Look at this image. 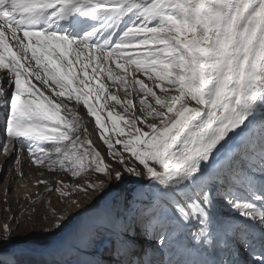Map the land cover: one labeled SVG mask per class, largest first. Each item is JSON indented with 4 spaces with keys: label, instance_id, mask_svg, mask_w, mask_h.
<instances>
[{
    "label": "snow or ice",
    "instance_id": "1",
    "mask_svg": "<svg viewBox=\"0 0 264 264\" xmlns=\"http://www.w3.org/2000/svg\"><path fill=\"white\" fill-rule=\"evenodd\" d=\"M0 108V155L81 218L4 224L0 264H264V0H0Z\"/></svg>",
    "mask_w": 264,
    "mask_h": 264
},
{
    "label": "rangeland",
    "instance_id": "2",
    "mask_svg": "<svg viewBox=\"0 0 264 264\" xmlns=\"http://www.w3.org/2000/svg\"><path fill=\"white\" fill-rule=\"evenodd\" d=\"M147 82V81H146ZM111 90V89H110ZM121 95H123L121 93ZM3 112L0 113V118ZM89 119H91L89 117ZM4 119H0V129L3 128ZM94 145L102 151V142L97 136H93ZM3 143L0 145L2 148ZM16 157L10 151L7 155H0V229L7 224L11 229H15L14 235L18 238L31 237L33 240H51L54 243L60 237L65 241H70L76 231L77 226L81 223V218L77 215L79 209L68 208L63 198L58 192L48 194L45 185H37V180L46 179L51 183L54 176L51 172L43 167L34 165L29 159L27 153L20 154L19 166L15 163ZM105 162L114 164L110 157L105 156ZM23 172V176L19 175ZM66 183H71L72 178H68ZM130 185L110 186L107 195L100 194L94 196L93 201L99 200L97 211H102L103 201L110 206L115 200L119 199L126 193ZM73 198L85 199V197ZM37 201H39L37 203ZM91 203V202H88ZM87 206V205H85ZM32 209L31 211H26ZM62 214L68 212V223L61 230H55L53 224L55 216L53 212ZM54 233V234H53ZM39 255L40 253H32ZM57 252L47 253V264H55L62 257Z\"/></svg>",
    "mask_w": 264,
    "mask_h": 264
},
{
    "label": "trees",
    "instance_id": "3",
    "mask_svg": "<svg viewBox=\"0 0 264 264\" xmlns=\"http://www.w3.org/2000/svg\"><path fill=\"white\" fill-rule=\"evenodd\" d=\"M22 260L24 264H47L48 262L47 257L33 254H29L22 257Z\"/></svg>",
    "mask_w": 264,
    "mask_h": 264
},
{
    "label": "bare ground",
    "instance_id": "4",
    "mask_svg": "<svg viewBox=\"0 0 264 264\" xmlns=\"http://www.w3.org/2000/svg\"><path fill=\"white\" fill-rule=\"evenodd\" d=\"M107 203H105L104 201H103V204L100 206V208L102 207V209H104V208H106L107 206ZM62 242H64V240L62 239V238H58L57 240H56V242L55 243H62Z\"/></svg>",
    "mask_w": 264,
    "mask_h": 264
},
{
    "label": "water",
    "instance_id": "5",
    "mask_svg": "<svg viewBox=\"0 0 264 264\" xmlns=\"http://www.w3.org/2000/svg\"><path fill=\"white\" fill-rule=\"evenodd\" d=\"M38 253V252H37Z\"/></svg>",
    "mask_w": 264,
    "mask_h": 264
}]
</instances>
